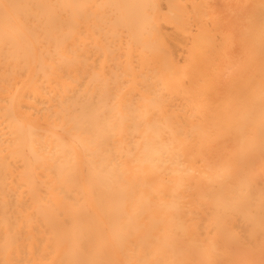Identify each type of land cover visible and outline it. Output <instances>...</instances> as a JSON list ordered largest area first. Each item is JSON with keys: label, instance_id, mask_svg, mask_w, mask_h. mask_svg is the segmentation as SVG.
<instances>
[{"label": "bare ground", "instance_id": "6f19581e", "mask_svg": "<svg viewBox=\"0 0 264 264\" xmlns=\"http://www.w3.org/2000/svg\"><path fill=\"white\" fill-rule=\"evenodd\" d=\"M0 264H264V0H0Z\"/></svg>", "mask_w": 264, "mask_h": 264}]
</instances>
